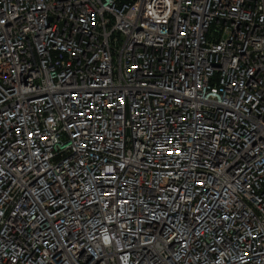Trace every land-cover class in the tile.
Here are the masks:
<instances>
[{
  "label": "built area",
  "instance_id": "built-area-1",
  "mask_svg": "<svg viewBox=\"0 0 264 264\" xmlns=\"http://www.w3.org/2000/svg\"><path fill=\"white\" fill-rule=\"evenodd\" d=\"M0 264H264V0H0Z\"/></svg>",
  "mask_w": 264,
  "mask_h": 264
}]
</instances>
